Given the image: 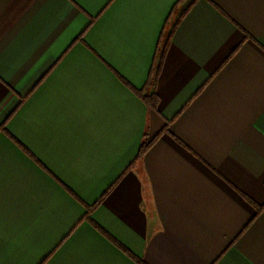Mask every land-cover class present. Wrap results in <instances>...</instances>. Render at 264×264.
<instances>
[{"label":"crops","instance_id":"1","mask_svg":"<svg viewBox=\"0 0 264 264\" xmlns=\"http://www.w3.org/2000/svg\"><path fill=\"white\" fill-rule=\"evenodd\" d=\"M0 264H264V0H0Z\"/></svg>","mask_w":264,"mask_h":264},{"label":"trees","instance_id":"2","mask_svg":"<svg viewBox=\"0 0 264 264\" xmlns=\"http://www.w3.org/2000/svg\"><path fill=\"white\" fill-rule=\"evenodd\" d=\"M147 104L149 105L150 108H155L156 107V97L155 96H150L147 98ZM144 152V149H141L139 152V156L142 155Z\"/></svg>","mask_w":264,"mask_h":264}]
</instances>
